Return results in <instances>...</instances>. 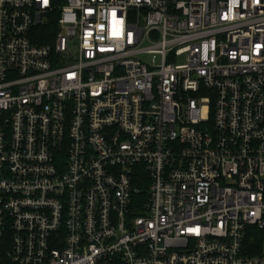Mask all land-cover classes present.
Segmentation results:
<instances>
[{
	"label": "built area",
	"instance_id": "obj_1",
	"mask_svg": "<svg viewBox=\"0 0 264 264\" xmlns=\"http://www.w3.org/2000/svg\"><path fill=\"white\" fill-rule=\"evenodd\" d=\"M263 238L264 0H0V264H264Z\"/></svg>",
	"mask_w": 264,
	"mask_h": 264
},
{
	"label": "trees",
	"instance_id": "obj_2",
	"mask_svg": "<svg viewBox=\"0 0 264 264\" xmlns=\"http://www.w3.org/2000/svg\"><path fill=\"white\" fill-rule=\"evenodd\" d=\"M146 179H147L146 175L145 176L142 175V177H136V179H135V186L139 189V192L134 197L136 201H141V202L143 201L144 202L147 199L148 180L146 181ZM260 236L262 238L261 233L254 232L252 234V236H250L248 239L249 242L251 240L253 241V242H251V243H253V245L251 247H253L252 252H254V253L259 252V250L256 249V246H257L256 242H258L260 240Z\"/></svg>",
	"mask_w": 264,
	"mask_h": 264
},
{
	"label": "rangeland",
	"instance_id": "obj_3",
	"mask_svg": "<svg viewBox=\"0 0 264 264\" xmlns=\"http://www.w3.org/2000/svg\"><path fill=\"white\" fill-rule=\"evenodd\" d=\"M259 233H261V232H259ZM262 234V233H261ZM264 239V238H263ZM262 251H263V253H264V241H263V244H262Z\"/></svg>",
	"mask_w": 264,
	"mask_h": 264
}]
</instances>
